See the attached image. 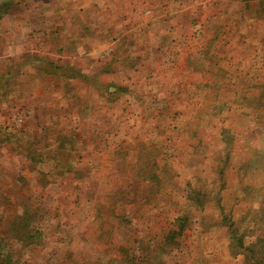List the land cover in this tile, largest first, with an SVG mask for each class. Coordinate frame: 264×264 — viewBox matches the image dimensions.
Wrapping results in <instances>:
<instances>
[{
    "label": "rangeland",
    "instance_id": "1",
    "mask_svg": "<svg viewBox=\"0 0 264 264\" xmlns=\"http://www.w3.org/2000/svg\"><path fill=\"white\" fill-rule=\"evenodd\" d=\"M153 1L14 0L0 11V77L6 76L0 78V111L20 108L11 115L23 118L15 128L26 133L18 137L28 136V128L35 132V114L58 104L55 120L66 130L87 134L88 151L81 163L90 170L92 188L96 181V188L101 186L110 172L113 151L122 153L120 144L132 137L154 144L165 158L159 160L165 193L155 194L136 215L128 212L131 223L117 236L123 249L114 252L101 231L111 223H89V204L63 211V202L69 201L65 195L83 197L89 183L63 178L60 184L35 187L29 158L17 145L0 144V222L11 230L22 223L17 214L26 210L24 200L59 207L44 229L42 248L28 254L23 246L10 244L23 264L28 258L32 264H46L56 257L58 264H111L112 255L131 257L129 264H264V25L262 13H257L264 3L250 0L248 19L239 26L230 11L245 6L242 0ZM59 20H67L68 28H74L73 22L88 23L93 34L88 37L89 30L81 29L80 40L73 43L74 36L57 34ZM194 21L206 30L200 32ZM109 32H121V57L138 56L133 69H111L120 64L111 61L110 45L103 41ZM49 61L61 68L58 72H69L73 92H81L67 112L62 97L67 81L52 77L50 86L40 70L52 69ZM72 62L74 69L65 66ZM34 68L40 74L32 75ZM93 81L99 83L96 89L87 85ZM48 83L51 88L45 91ZM101 86L116 93L113 101L83 108L86 95L94 97ZM162 96L167 105L150 115L146 103ZM6 115L0 112V121ZM63 157L75 163L76 155ZM195 181L206 196L204 208L188 213L181 236L164 240L165 218H176V203L186 201L183 197ZM137 235L154 238L135 240Z\"/></svg>",
    "mask_w": 264,
    "mask_h": 264
},
{
    "label": "trees",
    "instance_id": "2",
    "mask_svg": "<svg viewBox=\"0 0 264 264\" xmlns=\"http://www.w3.org/2000/svg\"><path fill=\"white\" fill-rule=\"evenodd\" d=\"M13 1L14 0H3L2 2H0V11H3L1 10L3 7L10 8V6L13 4ZM157 1L158 0H154L152 4ZM242 1L245 6L238 5L234 8V12L233 9H231L230 11V14L234 16L232 22H234L235 24H239V26L241 23L248 19L249 14V12L246 11L245 7L249 8L248 4L250 0ZM261 1L264 3V0ZM146 3L147 2H140V5L142 4L144 6V9L146 8L145 10L151 11V5L149 6V3ZM213 3H216V1H213ZM257 13H262L261 16L264 25V7L263 9L257 11ZM63 15L64 14H62V16ZM65 21L67 20H59L56 23V25H60V27L57 29V34H64L66 38L74 36L72 40H70L73 43L77 40H80L79 30L81 29L89 30L88 34H86L88 37L93 34L88 23L87 25L83 22H80L78 24H75L73 22L74 28H70L72 25H70L68 28V21L67 23ZM193 24L197 25L196 27L200 29V32L206 30V26H202V23H198V21H194ZM67 28L70 30V32L69 30L67 32ZM220 28L221 27L216 28V33H218ZM66 32L69 33V35H66ZM120 34L121 32H119V34H111L109 32L103 36V41L108 40L107 43H109L110 45L109 54L111 56V61L120 64H114L111 69H123L124 66L131 67L133 69L134 66L137 65L136 62L139 61V58L138 56H135L134 59L129 55L127 57H121L120 51H122L125 42H121L120 39H118V36ZM96 35L97 34H94V36ZM123 38H125L124 35ZM115 40L117 41V43L111 44V42ZM103 41H101V43ZM130 54H132L131 50ZM34 56L35 55H32L31 57ZM199 57L201 58V55ZM48 65L54 67L52 69L44 68L40 70L43 72L45 78H47L46 81L50 82V86L54 81L52 77L57 76L56 78H63V84H65L67 81L68 86L62 92V97L66 99V105L63 107L67 112V108L72 107L76 104L75 101L78 100L81 92H73L74 87L70 84L74 83L69 80V77L71 78L69 72L68 75L67 72H64V70L58 72V70L61 68H55L56 64H54L53 62L49 61ZM65 66H71L74 69L75 62H72L68 65L65 64ZM64 69L66 71L65 67ZM73 69V77H78ZM31 74H40L39 69L34 68ZM5 77L6 76L0 77L1 81H3ZM9 80L10 78H8L5 84L9 83ZM93 82V84L89 83L87 85H90L93 88L95 87L94 89H96L99 83L98 81ZM50 86L48 83L45 91H48ZM102 87L103 86H101L100 88V92L96 93L94 97L90 95L91 92L86 95V100L84 101H87V104L84 103L83 108L86 109L91 106L96 107L97 103L102 101H105L107 103L110 99L111 101H113L116 93H110L106 89L102 91ZM106 103L103 104L106 105ZM165 104L167 105V102L162 96L161 99H151V101L146 103L145 107L148 110V113L150 115H153L156 114L153 111L158 109L163 110ZM25 107H22L21 109H24ZM48 107L51 110L48 111ZM57 108H59L58 104H50L47 106V112H45L44 114L38 116H36L35 114V118L38 119L36 126L37 130L33 132L30 128H28V136L18 137L21 134L26 133L25 130L21 129L20 133L18 134V130H16L15 128V126L21 125V123H23V118L18 117L16 120V117H12L11 115L14 113L18 115L20 113V108L14 107L16 111L10 113L13 108H9L7 106V108L0 111L1 115L9 114L5 116L4 120L0 121V144H11L14 148L17 145L18 151L23 152L24 156L29 158L28 160L31 162V166L36 173L33 181L35 187H46L49 184H60L63 178L68 183H70L72 179H75V181H77L78 183H89L90 186L88 184L84 186L88 188V191L85 190L83 197L81 196V193H78L77 197H74L72 194L65 195V200L69 201L67 203L62 201L64 203L63 205L66 206L63 211H76V209L79 210V208H83L84 204H89V206L92 208V212L86 214L89 223L95 222L96 225L99 226H101V222L104 220H107L108 224L111 223V225H108L106 231H103V228L101 231L106 232L109 240H111V245L114 244V252H117L120 249L122 250L123 243L122 241H118L119 239H117V236L119 235L118 231L121 232V230H119L120 228L126 227L129 222L131 223L132 219L130 216H127L128 212L132 216L136 215L138 213L136 212L138 211V207H141L145 204H150L151 198H153L155 194L162 195L165 193L163 180L161 178L162 170H160L159 164V160H164L165 158H163V155L159 152L158 148L153 147L155 146L154 144L142 141L138 139L137 136L132 137L131 140H126L125 142H122L120 144L123 148L122 153L117 150L113 151V154L115 156L112 162H110V166L108 167V170H110V172L105 176V180L101 182V186L99 185V187L96 188V181L95 187L92 188V179L89 173L90 170H88L86 165H83L81 163L83 161L85 153L88 151L89 142L87 134L75 132L78 131L76 128H73L74 131L66 130L63 127L64 125L61 124L59 120H55V115L59 114ZM23 117H26V115L23 114ZM42 123H45V125L43 126ZM223 132H225V130ZM102 133V130L97 131L95 133V137L97 136V134L101 135ZM95 146H97V143L95 144ZM62 154L66 156L76 155L75 163L72 160H67L66 158H64ZM50 155L55 157L54 161H52V157ZM122 170H124V173L120 174V171ZM20 178L22 177H19V179ZM188 184L191 185L190 182H188ZM202 192L204 191L195 181V183L193 184V189L187 191L186 196L183 197L186 201L176 203V205L178 206V208L176 209L178 211V215L176 216V218H168L167 216V218H165V222L167 223L166 232L165 234L164 232L160 233L164 234V240H174L176 236H181L184 227L188 223V213L192 212V209L194 207L195 209L204 208L207 201L205 198V194H203ZM29 200L28 203L24 200L27 211L25 210L20 214H17V221L21 220L22 223H20L18 226L17 224H15V228L13 230H11L10 227H7V224L0 222V264H23V260L21 259V257L15 256V254L13 253L14 251L11 250V243H14L17 246H23L22 248L28 250V254L33 252L35 253L36 250L42 248L43 246V234L45 233L47 227L51 225L50 219L55 217L56 214H54V212L56 208L59 207L47 208L41 203L38 204L36 202H30ZM63 215L64 214H61V216ZM64 218L70 219L68 216ZM6 220L10 222V219L6 218ZM58 223H60L59 220ZM230 225V227H232V224ZM136 237L137 239L135 240H143V238H148L149 240H151L154 238H151V235H137ZM3 240H7V243L3 242ZM51 254L54 255V253ZM156 254L159 256L158 252ZM109 260L111 264H129L133 261L131 257H127L125 255L124 257H120L119 255H112ZM33 261L34 260L32 258H28V264H32ZM58 262V257H56L53 259H48L46 264H58ZM149 264H156L155 260L150 261Z\"/></svg>",
    "mask_w": 264,
    "mask_h": 264
},
{
    "label": "crops",
    "instance_id": "3",
    "mask_svg": "<svg viewBox=\"0 0 264 264\" xmlns=\"http://www.w3.org/2000/svg\"><path fill=\"white\" fill-rule=\"evenodd\" d=\"M144 33H146V31H144Z\"/></svg>",
    "mask_w": 264,
    "mask_h": 264
}]
</instances>
